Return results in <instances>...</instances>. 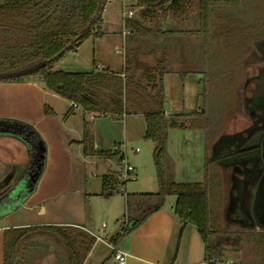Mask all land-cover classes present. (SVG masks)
Here are the masks:
<instances>
[{
    "label": "crops",
    "instance_id": "crops-1",
    "mask_svg": "<svg viewBox=\"0 0 264 264\" xmlns=\"http://www.w3.org/2000/svg\"><path fill=\"white\" fill-rule=\"evenodd\" d=\"M112 1L108 2L106 8ZM124 1H130V4L124 6ZM239 2L240 0L232 5H215L209 13L206 26L200 20L196 7L187 5L176 12L157 10L143 13V9L138 6L137 0L117 2V5L121 8L120 15L111 11V19H108V16L105 15V8L102 16V26L104 28L114 25L121 29L119 34L121 33V40L125 46L121 68L119 71H113L105 65L109 66L110 61H106V63L101 61L95 64L94 68L98 71L109 69L115 73H124L122 75L124 77L128 75L124 71L127 66L129 74H133L136 81H140L141 84L146 86L144 69H160L158 62L161 61V67L164 71L165 114L171 116L201 112L210 104L207 101L202 109L197 100L198 97H195L199 91H201L200 94L203 97H206L205 89L199 90L201 84L213 85L219 77H240L245 75V72H241L238 75L235 73H237V67L244 66L246 60L249 59L247 57L252 52L250 46L252 43L249 44L248 42L252 37L250 34L253 31H249V26L244 29L242 21L239 20L240 17L231 10L239 7ZM124 7L126 11H124ZM133 22H139L141 27L139 29H135L132 26L129 28L127 23L132 24ZM100 32L102 35L99 38L102 42L109 40L107 38L111 34L118 33L113 28L109 32L102 31V28H100ZM79 47L73 52H77ZM238 50L245 54L243 56L245 59H242V61L244 60L243 64L242 61L240 63L236 60V64L230 70H227L229 64H225L227 68H221L223 71L218 70L220 66H223L219 61L229 60V54L231 55V52ZM128 59L131 62L129 66L127 65ZM188 83L192 84V87H187ZM9 85H17V87H22L21 89L30 91V98L35 97V94H37V98L38 96L42 98L49 96L55 106H50L48 108L49 111H45L41 119L36 121L34 125H25L29 122L28 120H31L29 117H25L21 121L25 123L23 125L26 128L29 127L28 132H32L30 128L36 132L39 138L37 143L30 139L31 134L29 136H21L0 133V178H2L5 170H9L8 167L15 163L30 165V157H32L34 162L37 158V150L40 144H44L42 145L45 150L43 154L45 159L47 156L48 163L47 169L45 168L43 171H39V168L33 166L35 164L33 163L21 178V183L28 182L32 177L36 180L31 187H28L30 189L34 188L33 194L28 197V204L32 206L23 209L18 208L17 210L7 208L5 211L0 212V218L6 220V224L0 225V264H4V231L6 229L51 226L79 228L95 238V244L84 264H105L104 262L107 260L108 255L114 256V252L109 247L110 244L118 251L128 254L126 264H206L205 248L198 231L192 225L183 226L175 214L176 198L169 202L166 199L165 205L160 211L151 215L130 235L115 241L116 236L121 232V228L128 224V220H125L127 219V195L157 193L159 190L156 173H151L149 166H147L146 156L142 158L140 164L137 165L135 163L136 165H133L138 180L129 189H124L122 196L114 194L109 198H105L101 195L102 180L104 176H107L103 175V171L101 173L103 165L113 161L121 164L126 159L125 154L121 152V146L127 145L132 141L140 142L144 139L146 122L141 111L131 112V114L125 115L120 121L113 118L107 120L108 116L85 113L81 108L69 102V106H66V112L63 111L61 115L64 124H60L57 121L59 112L57 111V113L55 110L63 101L68 103V100L47 90L41 82L28 80L22 84L0 82V121L9 118L11 113L14 114L13 111H8L7 107L9 103H14L16 100L14 96L7 94L8 89L11 88ZM137 89L141 90L140 88ZM212 89L210 94L215 95ZM207 90H209L208 87ZM35 91L36 93L34 94ZM150 91L147 88L146 98H149L147 92ZM188 91L193 92L192 97L196 101L190 100V97L186 94ZM212 97L211 95L210 99ZM132 101L141 102V100L136 98V96L134 98L131 94V102L129 104H133V108L138 110L139 108ZM191 103L194 104V109L187 113L186 108L187 106H192ZM27 112L31 113L29 107ZM42 120L45 123L41 124ZM85 125L95 151H111L112 153H118L117 156L105 158L97 155H85L82 143ZM191 130L172 129L168 131L167 149L174 162L175 180L178 183H201L206 177L205 144L203 147L204 161L202 168L199 170H194L193 167H190L183 169V173L179 175L175 159L173 158V150L176 148L174 149L171 144V136L182 135L178 134L180 132L177 131L187 132ZM196 130L203 133L205 141L204 131L202 129ZM22 142L28 143L31 152L30 156L25 144ZM75 147L77 148L76 152H74ZM115 148H118V150ZM211 152L212 158L213 148H211ZM135 153L139 154L140 151L136 150ZM120 157L123 158L122 161H119ZM143 159L145 161L144 165ZM64 162L78 163L80 166V180L75 188L72 183L65 184L57 180L59 173L64 169ZM209 162L213 166L214 158H209ZM77 175L79 176L78 171ZM109 175H114L118 178L120 189L122 186V179H119L120 172H113ZM95 181H100V184ZM93 198L108 201L103 209V215H111L114 219L123 220L120 232L110 240L104 239L94 232L93 229L96 228L94 219L86 214V204ZM60 201L61 203L66 202L65 211L70 213V218H65L63 215L46 207V202L56 206ZM105 228L107 226L102 224L100 232H103ZM39 243V241L38 244L34 243L28 250L36 255L40 253L42 257L45 255L38 264H59L58 258L63 259L62 252H59V254L54 245L46 247V245ZM220 257L222 260L224 259L223 255Z\"/></svg>",
    "mask_w": 264,
    "mask_h": 264
},
{
    "label": "trees",
    "instance_id": "trees-1",
    "mask_svg": "<svg viewBox=\"0 0 264 264\" xmlns=\"http://www.w3.org/2000/svg\"><path fill=\"white\" fill-rule=\"evenodd\" d=\"M109 1L0 0V81H39L47 90L75 104L83 112L110 116L118 121L131 112L141 111L146 122L144 139L154 144L153 158L159 190L157 193L127 195L128 224L121 228L115 241L130 235L164 207L167 197L175 196V214L183 226L192 225L198 231L205 248L206 264H223L218 260L221 255L216 244L220 237L216 229L217 217L210 204V196L214 193L212 180H217L219 185L221 174L216 171L209 176L208 157L217 136L236 115V110L231 108L236 99L229 98L228 92L230 89L238 91L239 86L231 79L217 86L211 85L220 107L216 118L210 116L207 109L189 115L167 116L164 112V71L161 61L158 62L160 69H144L146 86L129 74L127 66L124 71L128 75L124 77V73L109 69L98 71L94 68L89 72L55 70V65L67 52L75 51L92 37H101L102 16ZM237 1L137 0V4L143 13L157 10L176 12L187 5L196 7L200 20L206 26L209 13L215 5H232ZM127 24L129 28L141 27L139 22ZM129 64L131 62L128 59ZM147 88L151 90L147 92L149 98H146ZM131 94L141 100L132 101L138 110L129 104ZM191 128L202 129L205 133L206 177L201 183H178L175 180L174 162L167 149L168 131ZM30 130V139L37 143L38 135ZM82 143L85 155L109 158L118 154L95 151L87 126ZM122 160L120 157L119 161ZM119 186L116 176H104L101 195L109 198L119 193ZM36 241L43 242L46 247L54 245L58 253L62 252L64 260L58 258L59 264H84L95 244L94 237L75 227L9 228L4 231V264H38L45 255L42 257L40 253H29L27 249L28 245L38 243Z\"/></svg>",
    "mask_w": 264,
    "mask_h": 264
},
{
    "label": "rangeland",
    "instance_id": "rangeland-1",
    "mask_svg": "<svg viewBox=\"0 0 264 264\" xmlns=\"http://www.w3.org/2000/svg\"><path fill=\"white\" fill-rule=\"evenodd\" d=\"M120 1L122 2L123 0H113L112 3L106 8L105 15L108 16V19H111L112 12H114V14L120 15L121 8L120 6L117 5V2ZM126 4H130V1H124V6ZM231 10H233L235 15L240 17L239 20L242 21L244 29L247 28V26H249L250 27L249 31H253L250 34L252 36L250 39L251 42L247 41L249 44L252 43L250 45L252 50V52L250 53L252 54L251 55L249 54L250 56L247 57L249 58L247 60H251L254 63L256 62L261 63L264 59V53L262 52V50H260V48H258V46H261L264 49V0H240L239 7H235L234 9L232 8ZM124 11H126L125 7H124ZM101 28L102 31H107V32L111 31V29L113 28L116 29L118 33L111 34L109 38L106 37L109 40H106L104 42H102L100 38L98 39L93 37L84 41L82 45L79 47L77 52H73V51L67 52L65 56L55 65V70H61L66 72H89L94 69L95 64L100 63L101 61H104L105 63L106 61H110L109 66L107 64L105 65L107 67H110L113 71H119L122 65L123 52L125 49V46L121 40V33L119 34L121 29L114 25L103 28L102 24H101ZM114 47L115 48L118 47V48L115 49ZM244 55L245 54L239 50L233 53L231 52V55L229 54L228 57L229 60H223L222 62L219 61L221 64H223V66H220L218 70H221V68L223 69L227 68L225 64L227 65L229 64L227 70H230L232 66L236 64V60H238V62L241 63L242 59H245L243 57ZM239 67H237L238 70L236 69L237 73L234 72L236 75L242 72V67L240 68ZM223 69L221 71H223ZM234 77L237 78L238 76H234ZM229 78L230 76L222 77V78L219 77L218 79H216V82H214V84L216 86L219 83L223 84V82L227 81ZM231 78L233 77L231 76ZM262 78L260 79L262 80ZM0 82L22 84L27 82V79H21L16 81H0ZM9 86H11V88L8 89V92L7 91L6 92L8 95L14 96L16 100L14 101V103H9L7 107L9 109L8 111H13L14 114L11 113L10 114L11 116H9V118L1 121L25 124L21 122L23 121L22 119H24L25 117H29V119L31 120H28L29 122H27V124L25 125H34L36 121L41 119V117L44 115V112L45 111L48 112L49 111L48 108L53 105L52 98L50 99L49 96L45 98L38 96L37 98V94H35L36 93L35 91L34 92L35 97L30 98L29 96L30 91H27L26 89H21L22 87H17V85H9ZM189 86L192 87V84L188 83L187 87ZM207 87L209 88V90H206ZM204 89L206 91V97H203L200 94L201 91H199L197 96L195 95V97H198L197 100L199 101L200 103L199 105L200 107H202V109L204 108V104L207 103V101L210 102L209 106L206 108L207 112L210 116L216 118L218 112L220 111V107L218 106L217 103V95L216 93L215 95L210 94L211 85L207 86L205 84H201L199 90H204ZM192 93L188 91L186 94L187 96L190 97L191 101L192 99L193 101H196V99L192 97L193 96ZM211 95L213 97L210 99ZM191 105L192 106H187L186 108L187 113H190L189 111L194 109V104L191 103ZM54 106L55 105H53L52 107ZM66 106L67 107L69 106V101L68 103L66 101H63V103H61L58 106V108H56L55 110L56 112L57 111L59 112V113L57 112L58 113L57 121L60 124H64V120L61 115L63 111L66 112L67 110ZM28 107L29 109H31V113L27 112ZM111 119L112 118L108 116L107 120H111ZM43 123H45V121L42 120L41 124ZM237 127H240V125L238 124L237 126L234 125L232 122H230L228 128L223 129L221 131V134L224 135L227 134L228 132L234 131ZM191 129H192L191 131H187V132L177 131L180 132L178 134H182V135H176L175 137H173V135L171 136V144L173 145L174 149L176 148L175 150H173L174 151L173 158L175 159V164L177 165L179 175L183 173V169L193 167L194 170H199L202 168L203 165V161H204L203 147L205 144L203 133L201 131H197L195 128H191ZM22 143L25 144L26 149L28 150V155L30 156L31 152L28 143H24V142ZM40 145L39 148L43 147L42 145L44 144H40ZM136 150H139L140 153L136 154L135 153ZM153 150H154V144L151 141L142 139V141L140 142L137 141H132L131 143L129 142L127 145L121 146V152L125 154L127 160L125 159L123 162H121V164H118L113 160H112L113 162L105 163L102 167L101 173L103 171V175H109L113 172H120V175H123V170L126 166L128 165L133 166L135 163H137L138 165L142 161V158L146 156H147V166H149L151 173H156V168L153 158ZM76 151L77 148L75 147L74 152ZM211 153H212L211 150H209L208 158L210 159L213 158V156L211 158ZM44 159L45 156L40 158V162L39 160L37 161V158L33 162L32 157H30V165L15 163L11 165V167H8L9 170H5L2 178H0V194H1L0 200L4 198L2 201H0V212L5 211L7 208H13L14 210L15 209L17 210L18 208L23 209L25 207L32 206L31 204H28L29 203L28 197H30L33 194L34 188L32 189L28 188L27 190L24 191L22 195L18 197L17 195H15V193L17 192V189L21 183L22 176L25 174V172H27V169L33 165V163H35L33 166H36V168L39 167L38 169L39 171H43L48 166L47 156L46 159L45 160ZM228 160H224V162H222V165L223 166L225 165L226 170H223L221 168L217 169L214 168V166L210 165L209 174L211 175L215 173L217 170H219L222 173L225 171L226 175L230 177L231 174H234V171H232V169L239 172L241 171V169L244 168L242 164L235 162L234 159L229 161ZM144 163L145 161L143 159V165ZM63 167L64 169L61 173H59L57 180L65 184L72 183V186L75 188L80 180L81 171L79 164L73 162L72 163L64 162ZM77 171L79 176L77 175ZM238 176L241 175H237V177ZM137 180H138V176L134 181L132 180L127 181L124 185L121 186V188L129 189L130 187H132L133 184H135ZM212 181L214 186V191H213L214 193L211 194L210 196V204L213 207L214 215L216 214L217 217L216 229L220 232V237H218L216 244L219 246L220 255H223L224 258L222 260L221 257H218V260L223 264H225L224 262L228 264H264V234L262 235V234L254 233V230L252 229L251 225H249L250 223H248L247 219L244 217V214L239 207V205L241 204L239 202V197L241 195V192L238 193L239 197L236 194H234V198H233V196L231 197V195L228 196L229 189H231L233 184L232 180H230L229 181L230 184L227 185L226 180L224 179V177H222L221 180L219 181V186H218L219 188H216L215 185L218 183V181L216 180H212ZM95 182L100 184V181H95ZM121 194L123 195L122 192H119V194H115V195L122 196ZM175 198H176L175 196H169L167 197V201L169 202L170 200H173ZM230 200L235 205V207L232 208L231 210L233 212L232 215L234 214L236 218L244 219L245 221H247L248 224L247 225L245 222L243 223V226H245L249 236H246V238L243 239L237 235L236 239H239V242L238 240L235 242L231 238L232 236H230L229 234H224L225 233L224 231L226 230L224 210L225 208H227V204L229 203ZM106 202L108 201L105 199H100V198L91 199V201L87 202L86 204V214L87 216H90V218L94 219V223L96 227L93 229L94 232L98 236L110 240L112 237H115L120 232V227L123 220L119 221L118 218L114 219L113 216L111 215L110 216L103 215V209L105 207ZM260 202L262 206L264 204V197H262ZM65 203H61L60 201L55 206L50 204V202H46L47 205L46 204L45 205L48 209H51V211L54 210L56 213L63 215L65 218L66 217L70 218L69 217L70 213L65 211L66 210ZM238 203L240 204L238 205ZM257 203L259 204V199L257 200ZM246 207H248V204L246 205ZM4 224H6V220L0 218V225H4ZM102 224L107 226V228L103 229L104 230L103 232H100V228ZM42 243L40 244L43 245ZM30 247L32 246L28 245L27 249L29 250ZM29 253H31V251H29ZM104 263L118 264V262L115 260L114 256L112 255H108V258L107 260H105Z\"/></svg>",
    "mask_w": 264,
    "mask_h": 264
},
{
    "label": "flooded vegetation",
    "instance_id": "flooded-vegetation-1",
    "mask_svg": "<svg viewBox=\"0 0 264 264\" xmlns=\"http://www.w3.org/2000/svg\"><path fill=\"white\" fill-rule=\"evenodd\" d=\"M258 48L264 53L261 46ZM242 70L245 75L229 78L231 82L239 86V89L238 91L230 89L228 92L229 98L236 99L231 107L236 110V115L230 119L225 128H228L230 122L237 126L239 124L240 127L227 134L220 133L219 137L217 136L212 146L213 166L226 170L222 162L228 159H234L235 162L242 164L244 168L239 172L232 169L234 174H231L230 177L226 175L225 171L223 173L217 171L221 174L220 179L224 177L227 185L230 184V180L233 181L234 185L232 184L229 189L228 196L231 195L234 198V194H236L239 197L238 193L241 192L239 197L241 204L238 203V205L240 204L239 207L244 217L250 223L254 233L263 235L264 204L261 206L260 200L264 197V59L261 63L247 60L242 66ZM237 175L241 176L237 177ZM215 185L218 188V183ZM258 199L259 204L257 203ZM228 204L224 210L226 223L224 234H229L235 242L237 240L239 242V239H236L237 235L243 239L249 236L243 226V223L247 224V221L232 215L231 210L235 205L231 200ZM247 204L249 209L246 207Z\"/></svg>",
    "mask_w": 264,
    "mask_h": 264
},
{
    "label": "water",
    "instance_id": "water-1",
    "mask_svg": "<svg viewBox=\"0 0 264 264\" xmlns=\"http://www.w3.org/2000/svg\"><path fill=\"white\" fill-rule=\"evenodd\" d=\"M0 133H10V134H17V135H21V136H29L30 135V132H28V128H26L23 124L16 123V122H7V121H0ZM38 150H40V151H38ZM38 150H37V161L39 160V162H40V158L44 157L43 156L44 148L41 147ZM35 181L36 180H34L32 177V178H30V180H28V182L21 183L19 185L15 195H17V197L22 195L24 193V191L27 190L28 187H31Z\"/></svg>",
    "mask_w": 264,
    "mask_h": 264
},
{
    "label": "built area",
    "instance_id": "built-area-1",
    "mask_svg": "<svg viewBox=\"0 0 264 264\" xmlns=\"http://www.w3.org/2000/svg\"><path fill=\"white\" fill-rule=\"evenodd\" d=\"M131 15V13H129ZM74 106H76L74 104ZM116 150H118V148H115ZM136 172H135V168L131 165H128L124 168L123 170V175H120L119 176V179L121 178L122 179V184L121 185H124L127 181L129 180H136ZM119 192H124V189H122L120 187L119 189ZM105 226V225H104ZM109 247L112 249V251L114 252V258L115 260L118 262V264H126V259L128 257V254L124 253V252H121V251H118L113 245H109Z\"/></svg>",
    "mask_w": 264,
    "mask_h": 264
}]
</instances>
